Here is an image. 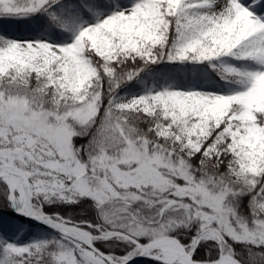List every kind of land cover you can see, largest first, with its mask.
Instances as JSON below:
<instances>
[{"label":"snow or ice","instance_id":"snow-or-ice-1","mask_svg":"<svg viewBox=\"0 0 264 264\" xmlns=\"http://www.w3.org/2000/svg\"><path fill=\"white\" fill-rule=\"evenodd\" d=\"M0 264H264V0H0Z\"/></svg>","mask_w":264,"mask_h":264}]
</instances>
